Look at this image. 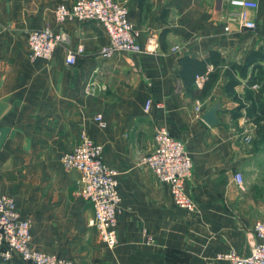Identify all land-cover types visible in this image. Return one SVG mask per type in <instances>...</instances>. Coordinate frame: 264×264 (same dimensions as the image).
<instances>
[{
  "label": "crops",
  "instance_id": "1",
  "mask_svg": "<svg viewBox=\"0 0 264 264\" xmlns=\"http://www.w3.org/2000/svg\"><path fill=\"white\" fill-rule=\"evenodd\" d=\"M74 1L0 0V194L12 195L30 218L33 245L76 264H230L217 255H246L255 241L252 224L264 219V211L253 189L235 184L233 173L240 172L243 181L246 166L262 155L245 149L239 134L247 129L251 136L253 125L243 111L236 119L225 111L223 68L209 92L198 97L180 76L179 58L204 60L216 50L225 62L242 63L250 51L264 52V0H255L253 30L231 26L228 33L224 0H127L139 41L153 34L159 50L111 57L100 54L109 39L99 22H55V7ZM46 23L68 40L50 59L30 60L27 32ZM78 46L82 51L75 64H67V50ZM234 91L242 94V82ZM213 96L222 110L219 123L209 126L194 115V106ZM148 98L152 104L144 112ZM208 106L203 104L201 115ZM97 113L105 128L94 121ZM161 126L183 140L191 154L187 191L196 212L178 208L169 187L140 163ZM81 131L102 145L104 161L118 171L117 245L112 249L88 224L93 206L74 184L77 171H67L60 184L49 183L48 170L37 171L35 176L46 181L37 180L24 194L22 162H60ZM0 264L30 263L0 256Z\"/></svg>",
  "mask_w": 264,
  "mask_h": 264
},
{
  "label": "built area",
  "instance_id": "2",
  "mask_svg": "<svg viewBox=\"0 0 264 264\" xmlns=\"http://www.w3.org/2000/svg\"><path fill=\"white\" fill-rule=\"evenodd\" d=\"M224 1L227 9L223 30L226 33L231 31V26L237 31L254 29L255 24L250 14L257 7L255 0ZM54 20L57 24L89 20L99 22L109 39L108 44L100 50L103 57H111L117 52L155 53L159 50L158 38L153 34L148 35L143 44L139 41L140 31L130 21L127 0H75L70 5L58 4L54 9ZM67 40L66 33L54 30L49 23L30 29L26 39L28 58L48 60L54 50ZM173 49H178V46ZM81 51L82 46H78L76 50H67L65 62L69 65L75 64L76 55ZM205 80V75H196L195 88L201 89ZM251 88L256 89L257 84L251 85ZM151 104V99H146L144 112L149 111ZM202 107L203 103L197 100L194 115L198 118L201 116ZM94 121L99 128L106 127L100 113L95 114ZM239 133L243 142L250 140L247 129H242ZM102 152V145L81 131L77 144L62 153L59 160L65 171L78 172V191L91 203L94 211L88 224L96 229L100 241L112 249L117 245L116 224L120 202L118 171L104 161ZM140 163L169 187L172 200L178 208L188 212L198 210L196 202L187 191L193 162L183 140L174 137L164 126L157 128L153 135L152 148L141 157ZM233 181L238 186L242 184L240 172L233 173ZM252 234L255 241L251 243L246 255L240 256L228 251L218 254L217 258L227 260L230 264H264V219L253 222ZM0 256L7 261L17 256L30 264H76L62 254L36 248L33 245L30 218L22 215L15 198L6 194H0Z\"/></svg>",
  "mask_w": 264,
  "mask_h": 264
},
{
  "label": "trees",
  "instance_id": "3",
  "mask_svg": "<svg viewBox=\"0 0 264 264\" xmlns=\"http://www.w3.org/2000/svg\"><path fill=\"white\" fill-rule=\"evenodd\" d=\"M264 52L260 49L250 51L242 63L235 61L225 62L220 53L210 50L204 60L190 56L179 58L181 65L180 76L186 81L188 90L198 97L205 96L212 88L219 77L220 68L224 69L225 85L224 93L235 102L234 109L230 112L231 119H236L243 111L245 119L253 125V134L264 141ZM210 63L211 69H207ZM206 76L201 89L194 86L196 75ZM243 85L242 94L234 91V86L241 83ZM257 84V88L251 85Z\"/></svg>",
  "mask_w": 264,
  "mask_h": 264
},
{
  "label": "rangeland",
  "instance_id": "4",
  "mask_svg": "<svg viewBox=\"0 0 264 264\" xmlns=\"http://www.w3.org/2000/svg\"><path fill=\"white\" fill-rule=\"evenodd\" d=\"M216 97H209L205 100L203 104L211 105L215 101ZM222 104L225 107V111L229 114L234 109L235 103L230 101L228 96L222 97ZM240 134V133H239ZM245 149L250 151H261V157L259 161L255 163L248 164L246 166V173L244 180L242 181V186H245L247 189H253L254 199L259 203V210L264 211V141H261L258 136H255L251 133L250 140L246 142ZM23 166V178L22 183L25 186L24 194H26L27 187H30L33 183L35 184L37 180H40V184L46 181V178H38L36 175L37 171L50 172L49 178L47 180L52 184H60L64 180L65 175H69L70 172L65 171L58 160L44 162H32L24 161L22 162ZM75 186L77 187L76 181H74ZM78 189V188H77ZM263 210V211H262ZM263 214V213H262Z\"/></svg>",
  "mask_w": 264,
  "mask_h": 264
},
{
  "label": "water",
  "instance_id": "5",
  "mask_svg": "<svg viewBox=\"0 0 264 264\" xmlns=\"http://www.w3.org/2000/svg\"><path fill=\"white\" fill-rule=\"evenodd\" d=\"M222 110L220 99H216L201 115V119L209 126H215L219 123L218 112Z\"/></svg>",
  "mask_w": 264,
  "mask_h": 264
}]
</instances>
